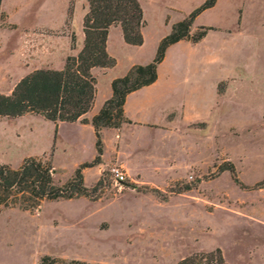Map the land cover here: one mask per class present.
Returning <instances> with one entry per match:
<instances>
[{"label": "rangeland", "instance_id": "1", "mask_svg": "<svg viewBox=\"0 0 264 264\" xmlns=\"http://www.w3.org/2000/svg\"><path fill=\"white\" fill-rule=\"evenodd\" d=\"M138 1L143 43L129 45L121 31L111 32L116 64L98 75L99 98L111 75L152 54L171 25L204 0ZM86 9V0H1L0 93L35 69L61 67L76 36L81 43ZM202 26L210 29L201 40L172 44L160 67L162 79H181L175 102L191 117L172 110L158 129L105 131L101 162L83 168L86 186L101 178L93 199L2 207L0 264H37L45 254L93 264H174L216 248L228 264H264V0H216L191 32ZM46 38L54 48L50 63ZM94 142L93 128L78 123L57 122L55 132L35 113L0 117V163L50 158L58 184L93 160ZM114 167L126 173L122 184Z\"/></svg>", "mask_w": 264, "mask_h": 264}, {"label": "trees", "instance_id": "2", "mask_svg": "<svg viewBox=\"0 0 264 264\" xmlns=\"http://www.w3.org/2000/svg\"><path fill=\"white\" fill-rule=\"evenodd\" d=\"M216 0H204L183 19L174 22L171 30L157 45L153 59L146 64H134L125 74L111 80V96L106 99L90 120L82 118L94 102L96 78L93 67L110 68L116 64L106 47L109 29L119 25L125 43L141 45L142 28L145 25L143 10L138 0H86L87 9L82 19L83 45L76 55L65 57L61 69H35L23 76L9 94L0 93V117L20 116L31 112L57 122L90 123L95 136V156L91 162L80 163L73 174L63 183H56L54 166L50 158L28 156L18 167L0 163V209L19 207L23 210L37 209L44 200L72 199L80 196L95 198L97 186L88 187L84 181L83 168L99 164L103 154V128H119L131 123L124 114L126 95L157 78V66L164 59L167 48L183 39L193 43L201 40L210 27L202 26L191 32L195 17L212 7ZM1 6V0H0ZM71 12V4L69 13ZM3 13L0 10V19ZM72 48L75 37L71 36ZM233 179L234 167L229 169ZM241 185V184H240ZM184 189H189L186 186ZM157 194L155 188L151 190ZM37 264H93L82 260H64L48 254L42 255ZM174 264H228L220 248L198 252L181 258Z\"/></svg>", "mask_w": 264, "mask_h": 264}, {"label": "crops", "instance_id": "3", "mask_svg": "<svg viewBox=\"0 0 264 264\" xmlns=\"http://www.w3.org/2000/svg\"><path fill=\"white\" fill-rule=\"evenodd\" d=\"M112 31H121V28L119 25H112L109 29L106 47H107L108 53L111 55L112 53L109 52V36ZM121 34H122V31H121ZM83 40H84V34L82 31L81 43L79 41V37L76 36V49H70L69 47L68 50L63 55H61V67H59L58 69H61L63 67L65 57L71 51H74L77 53L81 49L83 45ZM183 41H187V40L183 39L178 42H183ZM45 45H46L45 61L47 63H50L52 62L51 59L52 58L54 59L53 57L54 48L51 44V40L47 38L45 39ZM155 52H156V49L152 54H150L149 56H147L146 58L140 61H137L136 63L146 64L150 62L153 59ZM165 56H166V53H165ZM165 56H164V59L157 66L156 80L153 83L143 86L126 95L123 109H124L125 116L131 120V123H125L119 128H103L101 133H102V139L104 143L106 142L103 136H104V132L107 130L112 132V136L119 134V132L121 133L127 132V133H130L131 135H134L137 129H143V130L158 129L159 126L170 122V120L167 118V115L172 110H183L184 109L186 110L185 113L188 112V115H189V111H188L186 104L177 105V103L175 102L176 101L175 94H173L175 93V86L179 88L181 84L180 82L181 79H178V80H176L175 78L168 79L166 77H164L165 79H162L160 75V67L163 61L165 60ZM50 68L55 69V67H50ZM111 68L112 67L110 68L93 67L91 69V73L95 76L97 80V77L100 73L103 74L107 72L108 70H110ZM118 76H119L118 74H113L109 77L110 87L106 89V93L102 98H99L97 86H96V94H95L92 107L84 115H82V118H86L90 120L92 116L97 113L99 108L102 106L103 102L106 99H108L112 94L111 80ZM189 117L191 116L189 115ZM73 123H78L79 125L86 126V127L88 126L92 127L90 123H82L80 119L74 121Z\"/></svg>", "mask_w": 264, "mask_h": 264}, {"label": "built area", "instance_id": "4", "mask_svg": "<svg viewBox=\"0 0 264 264\" xmlns=\"http://www.w3.org/2000/svg\"><path fill=\"white\" fill-rule=\"evenodd\" d=\"M111 172L113 173L114 181L118 184H122L125 180L126 173L120 168H111Z\"/></svg>", "mask_w": 264, "mask_h": 264}]
</instances>
